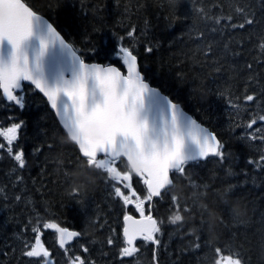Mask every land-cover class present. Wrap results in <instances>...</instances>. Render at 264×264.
<instances>
[{
  "label": "trees",
  "instance_id": "16d2710c",
  "mask_svg": "<svg viewBox=\"0 0 264 264\" xmlns=\"http://www.w3.org/2000/svg\"><path fill=\"white\" fill-rule=\"evenodd\" d=\"M28 3L48 18L86 61L114 63L124 69L115 52L121 45L128 47L137 56L144 78L207 125L224 142V151L231 153L222 164L215 158L190 163L187 175H173L174 186L163 199H154L153 214L163 222L158 264H212L215 247L225 248L224 254L239 251L249 264H264V168L247 163L259 159L264 143L241 139L248 131L264 128L260 121L251 130L244 127L251 118L264 115V56L258 48L264 39V7L258 0H179L177 8L169 0ZM241 5L254 13L253 25L233 30L208 19L227 15ZM233 22L240 21L234 18ZM133 29L134 35L128 37L127 32ZM241 37L243 42H237ZM225 44L229 46L227 54ZM149 47L150 52L146 51ZM209 48L211 52L205 55ZM248 64L253 65L251 72ZM250 75L255 78L249 80ZM24 94L23 110L0 98V128L25 122L14 145L15 150H23L27 163L19 169L7 147L0 149V253H6L0 254V264H36L35 259L22 257L20 251L23 240H34L33 227L41 229L52 264H65L66 254L57 246L55 232L43 228L47 221L82 233L68 245L71 255L94 264H153V246L142 244H138V254L121 261L117 251L121 204L110 195L105 174L84 167L77 146L42 94L31 85H24ZM245 94L256 96L257 101H243ZM229 97L240 98L239 112L228 105ZM0 143L7 146L3 136ZM49 144L53 145L51 149ZM36 147L42 150L33 155ZM17 176L22 179L17 181ZM189 180L200 187L190 186ZM228 185L236 186L230 196L238 197L246 208L242 218H235L222 203L225 197L216 195ZM133 187L144 191L135 176ZM74 188L77 195L72 194ZM17 195L21 196L19 201ZM173 195L182 207L191 209L182 213L183 225L169 223L168 217L175 211L171 206ZM213 200L220 218L210 234L206 225L199 223L207 218L200 215V205H211ZM128 210L138 216L131 207ZM112 229L116 230V246L107 244ZM80 245L89 251L83 252Z\"/></svg>",
  "mask_w": 264,
  "mask_h": 264
},
{
  "label": "snow or ice",
  "instance_id": "6c2138e0",
  "mask_svg": "<svg viewBox=\"0 0 264 264\" xmlns=\"http://www.w3.org/2000/svg\"><path fill=\"white\" fill-rule=\"evenodd\" d=\"M178 3L179 0H169V4L175 8ZM258 3L264 7L260 0ZM234 18L240 22H233ZM208 19H214L217 25L223 23L224 28L244 29L254 24V13L248 11L247 5H241L227 15ZM42 20L43 16L37 13L28 0H0V44L7 41L11 49L6 59L0 56V98L23 110L26 99L22 82H30L46 97L69 139L77 146L78 158L84 161V167L105 174L111 187L110 195L121 204L122 221L117 248L121 261L138 254V244H142L145 247L153 246L152 261L153 264H158L163 222L153 214L154 199H163L167 190L174 186L171 177L186 176V166L190 163L215 158L222 164L231 153L224 151L225 144L217 135L201 127L181 109L179 103L169 97H164L168 117L165 119L161 114L159 121L155 117H149L145 110L144 97L148 92L156 93L157 89L138 70L137 56L128 47L121 45L115 52L126 70L124 72L110 63H86L77 55L73 46L63 40L55 27L45 21L49 37L59 40L62 46L71 50L77 64L70 74H61L59 83L50 86L43 77L34 74V68L38 69L40 66L39 60L45 52L46 41L41 40L39 53L31 64L21 47L22 42L32 35L34 24ZM133 35L134 29L127 32L128 37ZM237 42H243V37ZM228 47V44L224 45L225 54ZM258 48L261 56H264V39H261ZM146 51L150 52L152 49L149 47ZM210 52L211 48L205 55ZM246 67L250 72L253 70L252 64ZM216 71L219 72L220 69ZM254 78L252 75L248 77L249 80ZM239 99L229 97L227 101L237 112L241 110L237 102ZM242 99L245 102L257 101V97L251 94L243 95ZM257 121L264 122V115H256L244 127L251 130ZM24 123L13 122L10 127L0 128V136L7 140V146L0 143V149L7 147V153L19 169L27 166L26 157L23 150H15L14 142L18 140V131L23 128ZM261 133H264V128H256L255 131H248L241 139L264 143V135ZM189 141L195 144L194 151L186 150ZM48 147L51 149L53 145L49 144ZM41 150V147H36L33 155ZM247 163L264 168V150H261L258 160L250 159ZM227 174L232 175L231 170ZM134 176L140 179L143 192L133 187ZM21 179L20 176L16 177L17 181ZM189 184L200 187L191 180ZM203 187L207 188L208 185ZM235 187L228 185L218 190L216 195L226 197ZM72 194L77 195L78 190L74 188ZM15 199L19 201L21 196L17 195ZM171 206L175 211L168 217L169 223L183 225L185 218L182 213H188L191 209L182 207L175 195L171 197ZM129 207L134 209L138 217L128 210ZM217 207L215 200L211 205L201 204L200 215H212V210ZM219 218L217 216L218 220ZM36 223L39 224L40 221L37 220ZM199 223L203 225L206 220L201 219ZM43 228L52 229L57 234L56 242L66 254L65 264H94V261L80 255H71L69 251V242L80 237L81 232L62 227L55 221L44 222ZM32 233L34 240L22 241L21 256L35 259L36 264H52L51 253L41 239V229L33 227ZM115 235L116 230L112 229V235L107 238L108 245L116 246ZM261 243L264 244V236L261 237ZM195 246L199 247V244ZM80 247L85 253L89 251L84 245ZM225 251L223 247H215L212 264H249L239 251L233 250L224 254Z\"/></svg>",
  "mask_w": 264,
  "mask_h": 264
},
{
  "label": "water",
  "instance_id": "95a60500",
  "mask_svg": "<svg viewBox=\"0 0 264 264\" xmlns=\"http://www.w3.org/2000/svg\"><path fill=\"white\" fill-rule=\"evenodd\" d=\"M38 14H40V13H38ZM40 15H42V14H40ZM45 21L48 23H51L53 25V23L48 18L43 16V20L41 22L34 24L32 35L29 36L26 40H24L22 42L21 47L24 50V52L28 55L29 61L31 64L32 61L34 60L35 56L39 53L41 40L46 41L45 52H44L43 56L40 57V60H39L40 66L38 69L34 68V74L37 76L43 77L47 81V83L51 86V85H54V84L60 82L61 74H64V75L70 74V71L73 70L74 68H76L77 64L74 60L73 52L71 50H69L67 47L62 46L59 40H53L49 37ZM55 29L57 30V32L60 33V31L57 29V27H55ZM60 35L62 36L63 40L66 43L72 45L67 39H65V37L62 35V33H60ZM10 50L11 49H10V46L8 45L7 41H4L2 44H0V56H2L3 58L6 59L8 57ZM77 55L81 56L78 52H77ZM85 62L86 63H101V62H89V61H85ZM137 63H138V60H137ZM101 64H104V63H101ZM113 65L117 66L115 64H113ZM117 67H119V66H117ZM138 70L140 71L139 64H138ZM121 71L124 72L122 69H121ZM142 75L144 76V74H142ZM22 84L23 85L24 84H30V82H22ZM152 87H155V86H152ZM155 88L157 89L156 93L148 92L145 94L144 102H145V110H146L147 114L149 115V117L150 118L155 117L156 120L159 121L161 114H163L165 119L168 117V108H167V103H166V100L164 99V97H169V96H166V94H164L158 87H155ZM46 101H47V99H46ZM49 107H50V105H49ZM181 109L187 115L191 116L183 107H181ZM51 110H52V112H54L55 116L57 117L55 110H53V109H51ZM57 119L59 121L58 117H57ZM193 119L198 124H200L201 127L207 128L210 132L214 133L207 126L205 127L202 123H200L197 119H195V118H193ZM59 123H60V121H59ZM61 126H62V124H61ZM62 128H63V126H62ZM195 148H196V146L194 143H192L191 141L187 142L186 150L194 151ZM69 229L74 230L71 228H69ZM52 231H54V230H52ZM74 231H77V230H74ZM74 240L69 242V244L74 242Z\"/></svg>",
  "mask_w": 264,
  "mask_h": 264
},
{
  "label": "clouds",
  "instance_id": "9594fccd",
  "mask_svg": "<svg viewBox=\"0 0 264 264\" xmlns=\"http://www.w3.org/2000/svg\"><path fill=\"white\" fill-rule=\"evenodd\" d=\"M222 203H224L230 210V213L235 217V218H242L243 216L246 215V208L244 204L240 201L238 197H231L230 195L226 196ZM214 214L212 215H206V227L211 234L214 229L217 226V216L218 213L215 209L212 210Z\"/></svg>",
  "mask_w": 264,
  "mask_h": 264
},
{
  "label": "rangeland",
  "instance_id": "374dc122",
  "mask_svg": "<svg viewBox=\"0 0 264 264\" xmlns=\"http://www.w3.org/2000/svg\"><path fill=\"white\" fill-rule=\"evenodd\" d=\"M48 230V229H47ZM49 230H51V229H49ZM52 231V230H51Z\"/></svg>",
  "mask_w": 264,
  "mask_h": 264
}]
</instances>
